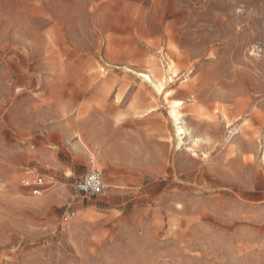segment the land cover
Returning <instances> with one entry per match:
<instances>
[{"label":"rangeland","instance_id":"1","mask_svg":"<svg viewBox=\"0 0 264 264\" xmlns=\"http://www.w3.org/2000/svg\"><path fill=\"white\" fill-rule=\"evenodd\" d=\"M263 152L264 0H0V264H264Z\"/></svg>","mask_w":264,"mask_h":264},{"label":"built area","instance_id":"2","mask_svg":"<svg viewBox=\"0 0 264 264\" xmlns=\"http://www.w3.org/2000/svg\"><path fill=\"white\" fill-rule=\"evenodd\" d=\"M21 185L29 189L33 196H39L46 187V180L39 175L29 176L27 174L21 179ZM105 187L101 172L93 168L86 176L75 183L73 186V194L75 198L94 197L101 194ZM73 217L74 212L66 211L62 214L61 220L65 223Z\"/></svg>","mask_w":264,"mask_h":264},{"label":"bare ground","instance_id":"3","mask_svg":"<svg viewBox=\"0 0 264 264\" xmlns=\"http://www.w3.org/2000/svg\"><path fill=\"white\" fill-rule=\"evenodd\" d=\"M171 68H173V67H171ZM170 68V69H171ZM169 69V70H170ZM169 72V71H168ZM172 73H173V71H171ZM160 80V79H159ZM158 80V81H159ZM166 80V79H165ZM166 82V81H165ZM157 85V86H156ZM154 87L155 88H159V89H163L164 88V82L162 81V79H161V81L160 82H158L157 84H156ZM170 112H171V114H172V116H173V118H174V120L177 122V125L179 124L178 123V121H179V119H180V117H181V113L180 112H178V111H176V106L175 105H173V104H171V106H170ZM183 132L184 133H186V130L183 128ZM195 141H197V140H195ZM198 143V142H197ZM263 157H264V152H263Z\"/></svg>","mask_w":264,"mask_h":264},{"label":"crops","instance_id":"4","mask_svg":"<svg viewBox=\"0 0 264 264\" xmlns=\"http://www.w3.org/2000/svg\"><path fill=\"white\" fill-rule=\"evenodd\" d=\"M79 180H80V179H79ZM79 180H78V181H79ZM78 181H77V182H78ZM51 183H52V182H48V181H46V186L49 185V184H51ZM45 188H46V187H45ZM44 190H45V189H44Z\"/></svg>","mask_w":264,"mask_h":264}]
</instances>
